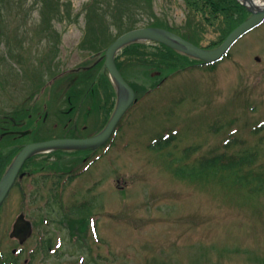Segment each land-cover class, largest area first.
<instances>
[{
  "label": "rangeland",
  "instance_id": "1",
  "mask_svg": "<svg viewBox=\"0 0 264 264\" xmlns=\"http://www.w3.org/2000/svg\"><path fill=\"white\" fill-rule=\"evenodd\" d=\"M69 1L73 8L68 16L63 6L61 20L45 19L35 0L2 4L0 124L13 116L12 129L34 126L25 141L90 136L102 130L120 97L119 93L115 97L113 89L118 86L112 88L102 68L103 50L120 34L149 23L180 30L195 19L202 27L197 34L202 40L193 42L213 48L226 37L218 32L217 22L211 26L188 16L185 0H63L62 4ZM118 15L125 22L135 21L120 27ZM49 25L51 36L40 42ZM3 27L14 38L3 39ZM55 29L60 32L57 41ZM185 34L193 37L192 32ZM233 46L215 65L175 68L152 92L149 89L173 71L168 65L176 63L175 56L168 58L166 49L155 43L147 44V51L133 47L120 52L117 65L133 83L138 100L120 121L110 146L96 152L102 156L93 166L55 188L65 191L61 198L56 195L61 202L56 198L52 202L53 219L43 204L47 198L51 203L49 196L26 199L23 194L19 199L18 205L35 223L26 249L37 248L27 254L32 260L24 264H264V126L257 124L264 119V21ZM91 53L95 56L88 59ZM72 68L78 69L67 72ZM23 119L30 124H13ZM255 125L258 129L253 130ZM164 133L170 135L169 143L155 144ZM229 137L234 139L227 145ZM245 152L255 153L254 158L239 168L217 166L195 172L205 157L238 158ZM92 157L73 155L66 161L63 156L57 169L79 170ZM250 168L258 179L246 180ZM34 176L38 186L44 185L46 179ZM27 184L24 192L33 185ZM84 203L90 206L83 207ZM81 204V211L70 213ZM41 207V216L35 215ZM89 215L97 220L99 236L91 233ZM43 217L49 221L43 223ZM55 227L65 241L54 254L49 250L53 257L47 261L38 253L39 233L52 237L54 250Z\"/></svg>",
  "mask_w": 264,
  "mask_h": 264
},
{
  "label": "flooded vegetation",
  "instance_id": "2",
  "mask_svg": "<svg viewBox=\"0 0 264 264\" xmlns=\"http://www.w3.org/2000/svg\"><path fill=\"white\" fill-rule=\"evenodd\" d=\"M13 119L14 118H11V120ZM3 121V124H0V182L9 169L10 160L16 154L15 152H17L22 145L24 146L30 142H35L34 139L25 141L24 139L28 134L22 135L21 133L24 131L19 130L18 128H11L10 116ZM27 122L28 120L24 119L20 120V122L14 120L13 124L19 127L21 125H26ZM18 137H23L22 139L24 141L17 142L20 141L17 140ZM81 152L82 151L77 152V154L71 152V154L65 153L62 150H54L53 152L41 153L33 156L24 162L25 164L18 172V176L13 182L8 181V183L0 187V264H24V262L27 263L30 261L29 256L27 255L30 253V249H26V245L34 236L35 223L30 220L34 229L32 235L26 236L24 220H22L21 217L24 216L28 219V212L23 208H20L18 205L19 199H21L23 194L26 195V199L30 197L41 198L49 196L51 198V203L47 198V200H43V204H46V214L53 219L52 212L55 211V206L52 205V202L55 198L58 199L56 195L61 198L64 190L60 187L55 191V188L62 185V182L68 183L69 177L72 178L76 173L78 174V169H75L76 166H63L61 169L57 168L61 166V163L63 162L61 159L63 156L68 157L66 160L68 161L73 155L82 157ZM37 174H39L42 179H46L43 183L44 185L38 186L36 184V177L34 175ZM50 180L51 184L49 183ZM27 183H32L33 185L31 186L30 191L24 192L23 190L25 186L28 185ZM52 194H54L53 199ZM61 205L62 204H60L59 207ZM41 210L42 207L37 208L34 214H39L38 216H41ZM45 218L48 217H43V223H47L44 220ZM16 224H18L19 228L17 231H15ZM39 238L42 239V241L37 245L38 247L41 246L42 249L38 251V253H41L42 258L44 257V259L49 261L53 257L49 254V250L53 246L50 244L52 237L45 238L43 234L39 233ZM31 247L33 249L32 251L35 252L37 248L35 246H30V248Z\"/></svg>",
  "mask_w": 264,
  "mask_h": 264
},
{
  "label": "water",
  "instance_id": "3",
  "mask_svg": "<svg viewBox=\"0 0 264 264\" xmlns=\"http://www.w3.org/2000/svg\"><path fill=\"white\" fill-rule=\"evenodd\" d=\"M247 3L249 10L252 15L248 17L247 20L242 22L237 26L236 29L231 31L228 34L227 39L215 49H205L202 47L194 45L192 42L186 38L180 37L174 32H171L167 29H160L156 27H141L130 30V32L124 33L113 42L107 49L106 54V66L109 70V73L114 78L115 83L118 86V92L120 91L123 95L118 102V106L112 114V118L107 123L105 128L101 133L94 135L90 138H70V139H54L46 142H38L34 144H29L23 150L20 151L19 155L14 161V167L12 166L11 170L8 172L10 176L9 181H13L17 176L19 168L23 165V162L28 159L31 155L38 153L39 151H48L53 148H92L93 146H100L105 141L109 139L114 129L116 128L117 123L123 117V114L127 109L133 104L136 100V93L134 88L131 87L129 83L126 82L121 72H119L115 56L119 50L131 44V42L136 41H158L165 43L171 48H175L180 52L187 53L194 58H201L207 61H217V59L222 58L224 54L228 51L231 45L240 37L242 34L247 32L249 29L259 25V23L264 19V6H255L253 0H248ZM7 183V182H6ZM1 183L0 185H3Z\"/></svg>",
  "mask_w": 264,
  "mask_h": 264
},
{
  "label": "trees",
  "instance_id": "4",
  "mask_svg": "<svg viewBox=\"0 0 264 264\" xmlns=\"http://www.w3.org/2000/svg\"><path fill=\"white\" fill-rule=\"evenodd\" d=\"M10 0H0V13H1V23L4 24V14L2 13L3 7L2 4L3 2H9ZM65 1V0H64ZM67 1V0H66ZM63 0H35L34 4L37 5H41L43 7V11L45 13V19H50V20H54V18L59 17L60 20L62 19V7L64 6L66 12L68 13V16L71 12V2H65L64 4H62ZM187 7L189 8V12L187 13L188 16H197L198 20H203L204 23H207L208 25H214L216 22L218 23L217 25H219V30L218 32H224L227 36V34L235 27H237L238 23H240L242 20H244L248 13L246 12V10L237 2H235L234 0H185ZM194 13V14H193ZM130 18V17H129ZM119 20V25L120 27L124 26V27H129L131 24L134 23L135 19L130 18L128 22H125L123 19V16L121 15V17L118 18ZM44 22H46V20L42 21V24H44ZM199 22L194 20H188L187 22L184 23V29H175L173 28L176 32H178L181 35H184L185 37H188L190 39L197 40L198 42H201V38H199L197 36V34H195V32H199L198 30H201L202 27L198 26ZM152 25L154 23H151ZM5 25V24H4ZM150 25V23L148 24ZM156 26H160L162 27V25L156 23L154 24ZM164 25V24H163ZM53 26L49 25L48 27H46L47 32L52 30ZM172 29V30H173ZM3 31H4V27H3ZM45 33L43 37L40 38V42H43L44 39L49 38L51 36V33ZM54 32H56L55 34V40L57 41L59 39L60 36V32H58L56 29L54 30ZM187 32H192L193 37H195V39L193 37H191V35H187L185 33ZM195 34V35H194ZM3 35V39L7 40L8 36L11 37L12 34H7L5 31L2 32ZM18 34H16L17 36ZM43 35V34H41ZM19 36V35H18ZM183 36V37H184ZM12 38H14L12 36ZM11 38V39H12ZM15 41V39H14ZM20 45V44H19ZM159 46H161L162 48L164 47L163 50L167 57L172 59L171 57L175 56V62L168 66H171L173 69L175 68H185L187 66H191V65H195L196 61L198 59H193L188 55H183L181 53H179L178 51H176L175 49H171L166 45H162V44H158ZM21 46V45H20ZM136 48L137 50H145V47H147L146 43H135V44H131V46L127 47L126 49L131 50V48ZM142 55H146V54H142ZM140 55V56H142ZM173 60V59H172ZM199 61V60H198ZM148 62V61H145ZM162 65H164V62L161 63ZM180 66V67H178ZM130 83V82H129ZM133 85V83H131ZM113 88V87H112ZM113 93H114V89H113ZM113 105V104H112ZM114 107V105H113ZM111 108L110 112L107 113V120L106 122L109 120V115L112 112ZM106 122L104 124H106ZM169 141L167 142H163L161 146L167 145ZM255 153H248L245 152V154L243 156H240L238 158L233 157V158H224V155H220V154H215L214 156H211V158H205L204 160H201L199 163V168L195 169L196 170H203V169H209L211 167H217L220 166L221 169H231L235 166V168H239L240 166H243L246 162H249L250 159L254 158ZM223 160H226L225 162ZM194 172V174H195ZM246 177H248L246 180L249 179H258L257 176L258 175H254L253 172L251 171L250 168V172H248L246 175H244ZM243 176V177H244ZM245 179V178H244ZM243 178H238L236 181H242L244 180ZM263 183L264 181L261 180Z\"/></svg>",
  "mask_w": 264,
  "mask_h": 264
},
{
  "label": "bare ground",
  "instance_id": "5",
  "mask_svg": "<svg viewBox=\"0 0 264 264\" xmlns=\"http://www.w3.org/2000/svg\"><path fill=\"white\" fill-rule=\"evenodd\" d=\"M254 2H255V4H256L257 7L264 5V0H255ZM120 94L123 95L122 93H120Z\"/></svg>",
  "mask_w": 264,
  "mask_h": 264
}]
</instances>
